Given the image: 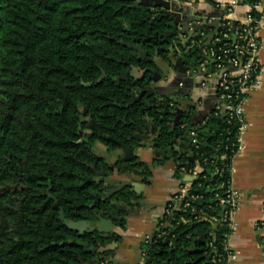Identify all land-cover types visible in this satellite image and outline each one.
Returning <instances> with one entry per match:
<instances>
[{
	"label": "trees",
	"instance_id": "trees-1",
	"mask_svg": "<svg viewBox=\"0 0 264 264\" xmlns=\"http://www.w3.org/2000/svg\"><path fill=\"white\" fill-rule=\"evenodd\" d=\"M240 4L251 7L248 15L255 22L263 18L258 7L264 0ZM156 14L123 0H0V264H87L95 259L90 249L119 241L118 235L107 239L94 229L80 235L67 222L86 220L92 215L89 205L106 192L95 173L108 177L113 170L96 143L110 152L119 146L109 138L133 151L142 146L133 135L143 122V107L125 108L130 96L116 79L128 50L124 44L143 34L149 54L157 48L167 60L173 44L165 37L168 19ZM237 28L243 32L240 23ZM200 51L196 59L202 61ZM84 112L94 125L91 138L81 135L88 125ZM146 116L158 131L152 148L174 149L196 130L208 162L195 153L193 161L175 158L179 179L182 167L198 161L203 166L190 190L201 198L172 219L166 216L141 246L144 264H215L232 232L227 222L213 228L223 210L226 187L220 186L228 180L214 175L215 166L224 164L215 157L232 156L239 124L226 113H213L202 124L186 121L184 128L171 125L172 113L148 108ZM138 195L126 186L115 199L132 205L142 199ZM108 205L103 202L102 208ZM200 211L204 216L196 219ZM181 217L190 222L178 224ZM110 254H99V264H109L104 258Z\"/></svg>",
	"mask_w": 264,
	"mask_h": 264
},
{
	"label": "crops",
	"instance_id": "crops-1",
	"mask_svg": "<svg viewBox=\"0 0 264 264\" xmlns=\"http://www.w3.org/2000/svg\"><path fill=\"white\" fill-rule=\"evenodd\" d=\"M223 8H231L228 15L236 23H242L251 11V7L239 3V0H215ZM189 13L187 19L204 17L209 25H213L214 16L218 12L210 0H184ZM216 29H207L205 39L216 35ZM236 31V30H235ZM262 47L259 62L263 73L255 88L249 93L244 104V115L247 129L243 134V149L235 157L232 170V187L238 195L239 206L232 217L233 230L228 238L231 249L237 258L233 264H264V227L258 223L264 218V23L259 32ZM211 43L210 39L208 40ZM174 77V76H173ZM189 92L200 100L197 111L207 110L211 116L221 104L215 80L208 81L203 77L190 76ZM185 87L182 86L181 88ZM208 115V116H209ZM170 149L171 153L165 150ZM179 144L174 149H154L148 143L137 152V156L145 164L151 175H147L143 166L140 179L130 175H111L106 185H126L142 193L140 203L124 218L125 225L116 228L120 237L117 247L104 258L109 264H143L144 256L141 246L164 225L166 205L187 184L190 176L178 178L176 169L178 159L184 154L190 159V151ZM163 151V152H162ZM194 157V156H193ZM186 180V181H185ZM172 219V217H171ZM87 264H99L94 260Z\"/></svg>",
	"mask_w": 264,
	"mask_h": 264
},
{
	"label": "flooded vegetation",
	"instance_id": "flooded-vegetation-1",
	"mask_svg": "<svg viewBox=\"0 0 264 264\" xmlns=\"http://www.w3.org/2000/svg\"><path fill=\"white\" fill-rule=\"evenodd\" d=\"M129 2H132L134 6H143L144 3H147V0H144L143 2L132 0ZM220 27L221 23L218 25L217 33L214 36L213 40L219 34ZM171 31L172 29H170L168 32ZM206 35V33L201 34V37L197 39L195 38L196 34H193L192 29L186 30L183 27H179L176 30L175 35H171L166 38L167 41L169 39H172L173 42V44L168 48L170 53L167 56V60H164L160 56H156V53L158 52L157 48L154 56H151L149 54V52L147 51L146 38H144V34L142 35V40H135V43L132 44H124V46H126L128 50L125 52L126 56H121V61H119L122 69L116 81L117 85L122 87V89L126 91L127 96H130V103L126 105L125 108L133 106L143 107V122L140 126L135 127V133L133 135V139L142 146L135 149L134 151L130 149L134 152V155L133 157H131V159H129V154L127 153L126 149H123L122 147L124 144L117 139L109 138V141L119 146V149H116L112 152H110L107 148V151L110 155H112V158H107L106 156L100 155L101 157H104L108 160V163L113 170L110 176L117 173L120 169V173H122V175H130L133 178L140 179L139 175L143 173V170L141 167V161L137 156V152L139 149L145 148L148 143L153 145L154 140L158 137V131L155 129L153 121L146 116L148 108H154L159 113H172L173 117H171L169 120L171 121V125L173 127L182 123L180 127L184 128L186 127V125L184 124L186 121H189L192 124H202L210 116L207 110H202L199 112L197 111V109L200 107V100L194 98L193 93L189 92L191 86L190 81L183 88L177 87L175 85V82L180 77V75L178 74V69L176 67L177 65H179L182 71H187L190 76L203 77L206 71L210 72L213 70L212 66H208L209 63L207 60L202 62L201 60L196 59V57L199 55L197 54L198 50H201V58L205 56L207 57L208 50H206V48L210 47L213 43V40L211 43H209L208 41L209 39H212L213 36H210V38L206 40ZM154 58L156 62L160 59H163L165 62L169 63V66H171V72L173 73L174 77L172 76L170 79L162 78L161 81L155 83L154 79H159V76L155 75V72L162 74V72L167 70V68L164 64L159 62V65L161 66V70H159V68H157L156 66V63L151 62V60ZM203 69H205L206 71H203ZM162 87H168V89L163 90L161 89ZM83 114L85 115V120L86 118H88V121L86 120L88 122L86 130H89L90 133L85 135L84 132H82L81 135L84 138H91L93 136L92 130L94 128V125L91 119L89 117H86L87 113L84 112ZM123 121L125 122V119ZM116 122L119 123L120 119L118 118ZM125 125L127 126V124ZM116 142L120 143L121 145ZM178 144L186 149L184 151L185 153L187 151H191L194 154V150L191 145V138L187 133L183 137V142L178 141ZM177 145H175L174 147H176ZM176 156L178 157V155ZM182 157H184V154L179 159H181ZM185 158H188V160H190L187 155H185ZM110 176L106 177V174L104 173H95L96 181L101 183L103 182L104 185H106V180ZM92 180L93 178H90L88 182H91ZM125 187L126 185L122 184L111 185V187L103 194L102 197H97L96 200L93 201V204L89 205V207L93 206V208L90 207L92 210V215L89 217L97 214L101 215L105 219H110L111 217L106 214V209H110L114 217L122 218V221L120 223L117 219L114 220L115 227H122L121 225L123 224L126 215L130 212H133L135 207L141 201V199L134 200L132 201V205H129L127 203H121L116 200L115 195ZM113 189H119V191L113 194L111 198L106 199L105 197L108 192ZM138 193V196H142L141 192L138 191ZM115 201L118 202L116 205L113 204V202ZM103 202H109V205L102 208ZM118 204L127 206V208L122 207L121 209H119L117 207ZM86 220H88V218ZM89 222L90 230L94 229L95 222ZM111 243H109V245ZM104 248H101L99 250L90 249L91 251H93L95 259H99V254L102 253V250ZM90 250L87 249L88 252H91Z\"/></svg>",
	"mask_w": 264,
	"mask_h": 264
},
{
	"label": "built area",
	"instance_id": "built-area-1",
	"mask_svg": "<svg viewBox=\"0 0 264 264\" xmlns=\"http://www.w3.org/2000/svg\"><path fill=\"white\" fill-rule=\"evenodd\" d=\"M241 0H239L240 3ZM218 7H221L218 4ZM259 10L264 11V5L258 7ZM226 12H230L231 8H225ZM264 13V12H263ZM232 13H225L221 20V27L219 34L213 40L212 47L207 53V56L211 57L213 61V70L208 72L206 80H215L218 90V99L220 105L216 108L215 114L221 115L226 113L229 120H235L239 124L238 133L236 135V143L232 146V156L226 154L221 157H215L218 161H223L222 166H215L214 175L227 176L228 180L221 184L220 187H226L224 197L220 198L221 205L225 208L223 219L214 217V223H228L230 230H233L232 217L239 206L238 195L232 187V170L233 161L235 157L243 149V134L247 129V122L244 115V104L249 97V93L257 85L259 78L263 73L262 66L259 62V53L262 47V42L259 37V32L264 23V16L260 21L255 22L253 19L247 16V18L240 23L242 25L243 32L238 34V28L233 32L234 21L228 15ZM264 15V14H263ZM256 23V26L253 24ZM235 34V39L233 38ZM238 40H245V43H238ZM209 63V61H208ZM209 66V65H208ZM191 138V145L193 152L197 156L203 157L200 153L201 141L199 133L196 130L189 132ZM204 158V157H203ZM205 163L208 162V158H204ZM204 171L203 166L199 163L193 168L182 167L181 174L183 176L196 177ZM192 188V182L182 187L179 193L173 195L170 201L166 205V216L174 217L175 212L187 211L191 208L193 201L199 200L201 197L190 195ZM193 213H197L196 209H192ZM204 216V212L196 216V219H201ZM190 220L181 217L178 220V224H187ZM259 227H264V218L258 223ZM229 240L224 241V253L221 254L215 261V264H233L236 261V254L229 245Z\"/></svg>",
	"mask_w": 264,
	"mask_h": 264
},
{
	"label": "water",
	"instance_id": "water-1",
	"mask_svg": "<svg viewBox=\"0 0 264 264\" xmlns=\"http://www.w3.org/2000/svg\"><path fill=\"white\" fill-rule=\"evenodd\" d=\"M123 1H132V0H123ZM214 4V8L220 12L218 15H215L213 18L214 19V24L209 25L208 19H205L204 17H198L195 18L194 16L191 19H187V13H189V10L187 6L184 4V0H147V3H144V6L146 7H151L156 10V17H164L165 19H168L167 26L168 28L172 29L171 32H168L165 34V37L168 38L171 35L176 34V30L179 27H183L186 30H193V34H196L195 38H200L201 34L205 32L207 29H216V25L221 23V20L226 12L225 8L223 7H218L217 3L215 0L212 2ZM186 26V27H185ZM237 23L234 22V27H233V32L236 30ZM212 39L210 41L212 42L214 35H212ZM233 38L235 39V34H233ZM156 56H158V52L156 53ZM205 60L209 61V66H213V61L211 57L205 56L202 58V62ZM151 62L156 63L157 68L161 70V66L159 65V62L164 64L167 68V70L163 71L162 74H159L155 72V75L159 76V79H154V82L157 83L162 80V78L165 79H170L173 76V73L171 72V66H169V63L165 62L163 59H160L159 61L156 62L155 58L151 60ZM178 69V74L180 75L179 79L175 82V85L177 87H182L183 85H186L189 81L190 83H195L194 78L186 77L187 71H182L179 67V65L176 66ZM207 74H204V79L206 78ZM161 89L167 90L168 87H162ZM175 94V93H171ZM139 131V129H138ZM118 143V142H116ZM120 144V143H118ZM207 144V142H206ZM121 145V144H120ZM123 149H126L127 153L129 154V159L133 157L134 152L130 149H127L126 146H122ZM167 153H171L170 149L165 150ZM163 152V151H162ZM193 156L194 154L190 151V161H193ZM196 177H189L187 179V182H191ZM186 181V180H185ZM107 187V185H104ZM123 188V187H122ZM119 189H113L108 192L106 195V199H109L118 192ZM132 191L138 193L137 190L132 189ZM118 202L115 201L113 202L114 205H116ZM93 208V206H90ZM117 207L119 209L127 208V206H123L118 204ZM225 213V208L223 207L222 213H221V218L223 219ZM106 214H108L111 218L110 219H105L101 215L95 214L92 217H88L89 221L95 222L94 224V230H96L99 234H101L104 238H111L115 235L116 233V227L114 224V220L117 219L119 223L122 221V218L114 217L113 213L110 211V209H106ZM60 220L64 221L65 220V215L63 212H61ZM88 220L85 221H79V222H67V226L72 230L78 232L80 235H83L85 232L90 230V222ZM218 227L217 223H213V228L216 229ZM117 243H111L106 244L105 248L102 250L103 252L111 251L114 250L117 247ZM96 263H99V259H95ZM144 264V263H143Z\"/></svg>",
	"mask_w": 264,
	"mask_h": 264
},
{
	"label": "rangeland",
	"instance_id": "rangeland-1",
	"mask_svg": "<svg viewBox=\"0 0 264 264\" xmlns=\"http://www.w3.org/2000/svg\"><path fill=\"white\" fill-rule=\"evenodd\" d=\"M139 2H143L144 0H138ZM135 6H137V5H135ZM88 118H86V120H87ZM88 121V120H87ZM88 133H90V131L89 130H85L84 131V134L85 135H87ZM96 150H97V152H98V154L99 155H101V156H106L107 158H112V155H110L109 153H108V151H107V147L106 146H104V145H102L101 143H96ZM118 175H121L122 176V173H120V169L118 170ZM115 185V184H114ZM111 186H107V187H105L104 186V188L106 189V191L110 188Z\"/></svg>",
	"mask_w": 264,
	"mask_h": 264
}]
</instances>
